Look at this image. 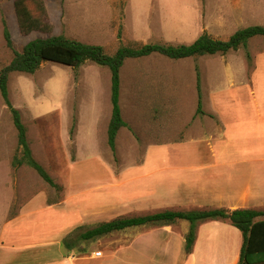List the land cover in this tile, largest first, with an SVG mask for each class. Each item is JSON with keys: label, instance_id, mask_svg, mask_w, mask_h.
Returning a JSON list of instances; mask_svg holds the SVG:
<instances>
[{"label": "rangeland", "instance_id": "374dc122", "mask_svg": "<svg viewBox=\"0 0 264 264\" xmlns=\"http://www.w3.org/2000/svg\"><path fill=\"white\" fill-rule=\"evenodd\" d=\"M16 1L0 0V71L14 57L5 41L4 22L17 51L36 39L65 35L86 44L102 46L108 55H114L121 47L150 43L190 45L204 31L216 39L227 41L240 29L264 26V0H40L36 4L28 2L27 7L40 20L41 27L27 32L21 27ZM260 42H263L262 50H259ZM249 44V50L242 48L229 53L228 59L233 61L226 67L221 65L223 58L220 55L176 61L154 54L127 60L121 70L120 105L129 128L118 134L116 156L108 145L107 132L112 116L111 73L108 68L88 62L75 70L45 62L34 75L11 74L9 97L14 108L21 113L33 156L61 186V191L50 187L27 166L12 168L11 162L18 148L17 130L0 93V238L4 236L6 250L30 254L65 250L58 242L65 239L68 230L64 227L65 220L60 211H40L46 197L51 204L63 201L64 184L69 185V193L74 190L83 194L81 202L78 201L80 197L77 198L74 206L63 207L61 213H78L86 206L92 211L109 202L108 208L100 210L102 213L99 215L91 212L92 218L88 219L86 213L81 227H74L75 231L72 229L69 235L76 231L85 232L117 218L165 210H206L201 206L179 209L181 207L171 206L172 201L131 203V198L138 191H148L139 189L140 183L147 181L132 182V174L147 172V168L139 170L137 166L145 158L150 142L149 130L167 128L170 131L165 136L173 139L187 126L185 122L189 120L190 113L198 107V93L193 89L197 61L201 60L204 67L202 84L210 71L214 75L225 74L233 78L241 69L242 60L247 58V52L252 53L255 59L263 51L264 58V37L253 38ZM209 60L220 62L210 64ZM249 68L252 69L250 63ZM165 99L172 106L162 118L155 115L152 108ZM204 101L208 106L207 96L203 97ZM80 112L82 121L78 143ZM73 126L75 134L71 137ZM78 157L79 162L71 165L70 162L78 160ZM124 168L128 172L123 179L116 180V170ZM117 183L124 185L117 190ZM117 196L119 206L111 207V200ZM30 199L33 201L28 206L37 207H29L27 212L33 211V214H26L21 221L4 227L2 216L8 206H11L10 217ZM256 207L250 208L258 209ZM38 220L50 221L51 226H37ZM61 220L63 226L59 225ZM66 221L70 223L68 219ZM201 224L207 223H199L198 228ZM189 229L187 221L166 227L133 228L93 242L80 241L75 251L77 254L100 251L107 256L103 260L105 264H181ZM220 233L223 236L220 250L228 245V251L233 254V244L229 246L226 242V238L232 239V234ZM138 236L141 239L133 246V239ZM168 246L171 254L166 253ZM32 262L43 264L44 260L36 258Z\"/></svg>", "mask_w": 264, "mask_h": 264}, {"label": "crops", "instance_id": "0c3cea01", "mask_svg": "<svg viewBox=\"0 0 264 264\" xmlns=\"http://www.w3.org/2000/svg\"><path fill=\"white\" fill-rule=\"evenodd\" d=\"M262 44L263 42L259 43V50L263 49ZM249 48L250 44L247 49ZM219 55L209 57H219ZM220 57L223 58L221 62L209 60L210 64L220 62L225 67L232 65L233 60L228 59L229 54L220 55ZM251 57L252 69L249 68V61L245 58L242 60L241 69L233 78L225 74L214 75L210 71L203 84L204 67L200 64L201 60L197 61L198 64L194 67L193 73V89L197 90L196 67L198 66L201 76L203 114L198 113L197 107L190 113L189 120L185 122L187 126L173 139L165 136L170 131L167 128L149 130L150 142L147 145L146 155L143 163L137 166L139 170L147 168V172L132 174V182L147 181L140 183L139 189L148 191L146 193L138 191L131 198V203L172 201L171 206L181 207L179 209L184 208L183 206H201L202 209L236 210L251 209L250 207L257 206L258 209L255 210H264L263 51L255 59L252 53ZM189 59H200V57ZM206 96L208 106H206V101L203 102V97L206 98ZM171 106L170 101L165 99L151 108L155 110L153 112L155 115L163 118L168 114ZM79 118L78 143L82 121L81 112ZM79 160L78 157V160L70 164L75 165ZM127 172L128 169L125 168L116 170V180L123 179ZM123 185V183H117L115 186L118 190ZM62 186L65 192L63 201L51 204L46 197L40 211L51 213L58 209L65 220L64 227L68 229H65L67 232L64 236L67 238L74 227L77 229L81 227L82 217L86 213L89 215L88 219L92 218L91 212L99 215L102 213L100 210L108 208L109 202L92 211L86 206L78 213L75 211H72L70 215L61 213L64 211L63 207L74 206V200L77 198L80 197L78 201L81 202L83 194V192L77 193L74 190L69 193V185ZM95 200L97 201V198ZM117 200L118 196L111 200L110 206H119ZM32 201L33 199H30L24 203L13 218L8 216L11 208L8 206V210L6 209L2 216L4 227L21 221L26 214H33V211L27 212L29 207H37L28 206V203ZM79 203L75 204L79 205ZM67 219L70 223H67ZM49 223L50 221L46 223L38 220L37 226H51ZM206 223L199 225L194 251L191 255H187L184 251L181 255V264H221V260H223L222 264H238L243 245L242 233L229 221H207ZM59 225L63 226L62 220ZM220 232L232 234V239L226 238V242L229 246L233 244V254L228 251V245L220 250L219 245L223 241ZM140 239L141 236L134 238L132 245L134 246L136 244L134 242ZM64 240L58 241L62 248ZM6 247L4 236H2L0 238V264H37L32 262L36 258L43 259V264H105L103 260L107 258L100 251L94 254L81 252L77 254L75 249L69 251L65 247L64 251H44L31 254L21 250H6ZM166 253L171 254L170 246L167 247Z\"/></svg>", "mask_w": 264, "mask_h": 264}, {"label": "trees", "instance_id": "16d2710c", "mask_svg": "<svg viewBox=\"0 0 264 264\" xmlns=\"http://www.w3.org/2000/svg\"><path fill=\"white\" fill-rule=\"evenodd\" d=\"M40 0H17L15 3L21 27L31 32L41 27V22L27 7L28 2L39 3ZM4 37L7 47L13 51L14 57L9 65L0 71V93L8 106L14 126L17 130L18 148L11 166L17 169L27 166L35 170L43 181L50 187L61 191V186L56 184L53 178L34 158L28 142L27 129L22 121L21 113L14 108L9 97V79L11 74L34 75L45 62L60 64L79 70L90 62L100 67H106L111 73V104L112 116L108 127V145L116 156L117 137L123 128L129 125L123 118L120 105L121 99V70L129 59H141L154 54L162 55L171 60H184L203 56L227 55L240 49H247L251 39L264 37V26H251L238 30L227 41L216 39L207 31H204L198 39L190 45H174L170 43H150L139 47H121L114 55H108L104 47L86 44L65 35L54 36L47 39H36L28 43L21 51H17L11 37L10 30L4 22ZM251 64L252 57L246 54ZM197 90L199 96L198 113L202 111L201 76L198 66ZM71 137H74L75 127L71 129ZM15 215H11L13 218ZM180 221L190 223L189 232L186 235L185 252L191 255L197 240L198 224L207 221H229L243 235V245L238 264H264V210L255 209H206L202 211H174L165 210L148 215L117 218L101 223L85 232L78 231L69 235L63 241L64 247L72 251L80 241L93 242L114 233L123 232L140 227H166ZM74 236L76 237L73 240Z\"/></svg>", "mask_w": 264, "mask_h": 264}]
</instances>
